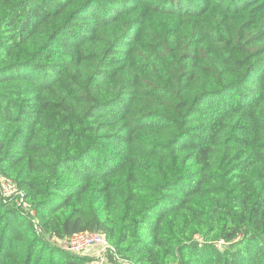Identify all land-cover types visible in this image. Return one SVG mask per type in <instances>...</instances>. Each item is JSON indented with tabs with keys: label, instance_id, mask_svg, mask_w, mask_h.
<instances>
[{
	"label": "trees",
	"instance_id": "16d2710c",
	"mask_svg": "<svg viewBox=\"0 0 264 264\" xmlns=\"http://www.w3.org/2000/svg\"><path fill=\"white\" fill-rule=\"evenodd\" d=\"M1 179L0 264H264V0H0Z\"/></svg>",
	"mask_w": 264,
	"mask_h": 264
},
{
	"label": "built area",
	"instance_id": "2783aa9c",
	"mask_svg": "<svg viewBox=\"0 0 264 264\" xmlns=\"http://www.w3.org/2000/svg\"><path fill=\"white\" fill-rule=\"evenodd\" d=\"M1 196L5 202L18 199V206L22 213H27L28 206L24 203L23 195L17 191L16 186L9 180L1 179ZM23 208V209H22ZM58 249L79 256H86L90 250H94V257L91 264H105L108 257L117 262L115 250L109 245L106 238L98 233H84L72 237L69 241L50 240Z\"/></svg>",
	"mask_w": 264,
	"mask_h": 264
},
{
	"label": "rangeland",
	"instance_id": "374dc122",
	"mask_svg": "<svg viewBox=\"0 0 264 264\" xmlns=\"http://www.w3.org/2000/svg\"><path fill=\"white\" fill-rule=\"evenodd\" d=\"M1 187H2V185H0V193H1ZM105 264H121V263H117L116 261L113 260V258L111 259V257H108Z\"/></svg>",
	"mask_w": 264,
	"mask_h": 264
},
{
	"label": "crops",
	"instance_id": "0c3cea01",
	"mask_svg": "<svg viewBox=\"0 0 264 264\" xmlns=\"http://www.w3.org/2000/svg\"><path fill=\"white\" fill-rule=\"evenodd\" d=\"M94 250L92 249V250H90V251H88L87 253H86V256L89 258V259H92L93 257H94ZM85 256V257H86Z\"/></svg>",
	"mask_w": 264,
	"mask_h": 264
}]
</instances>
